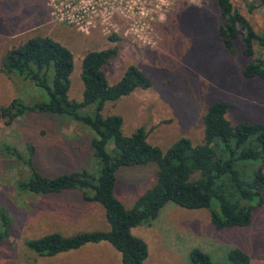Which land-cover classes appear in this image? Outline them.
I'll list each match as a JSON object with an SVG mask.
<instances>
[{
  "label": "rangeland",
  "instance_id": "1",
  "mask_svg": "<svg viewBox=\"0 0 264 264\" xmlns=\"http://www.w3.org/2000/svg\"><path fill=\"white\" fill-rule=\"evenodd\" d=\"M142 1L144 14L140 18V9L130 0L132 8L112 6L105 14L93 9L90 0H0V107L14 99L25 104L47 100L45 92L29 81L2 73L1 62L11 48L48 36L72 54L70 100H82V61L87 52L118 50L102 68L109 85L116 84L130 66L150 80L149 89L106 102L101 115L121 117L124 136L143 128L148 143L162 152L180 138L201 143L203 118L208 107L217 102L230 105L226 116L233 125L244 121L264 124V82L242 74L249 60L243 54L241 35L234 42V53L224 48L216 0H184L190 6L177 4L183 0H159L157 23L146 18L150 8L145 6L150 0ZM231 2L256 32L264 29V0ZM171 8H175L172 13ZM167 11L171 15L167 16ZM113 35L120 40L110 41ZM260 53L256 48V55ZM94 112L92 105L79 110L82 116ZM93 136L67 116L29 112L11 125L0 121V205L12 219L9 237L0 243V264H121L120 254L106 243L53 257L29 250V241L52 233L68 237L106 231L104 210L98 203L84 201L79 191L48 196L21 191L18 184L27 179L28 169L3 151L9 146L26 159V146H33L34 165L45 177L86 170L96 178L100 166L90 147ZM107 149L110 151L112 144ZM156 173L155 164L117 171L114 193L124 208L130 209L154 185ZM213 211H217L214 203L199 210L167 203L150 226L133 228L131 234L147 244L145 264H191L192 249L204 252L216 264H226L233 249L244 251L250 264H264V194L247 227L216 231L211 224Z\"/></svg>",
  "mask_w": 264,
  "mask_h": 264
},
{
  "label": "trees",
  "instance_id": "2",
  "mask_svg": "<svg viewBox=\"0 0 264 264\" xmlns=\"http://www.w3.org/2000/svg\"><path fill=\"white\" fill-rule=\"evenodd\" d=\"M181 3L190 6L184 0L177 4ZM216 5L224 48L234 53V42L241 35L243 54L249 60L242 74L264 82V29L256 32L231 0H216ZM253 8V5L248 7ZM174 9H170L171 13ZM109 40L118 42L120 38L113 35ZM256 48L262 53L256 55ZM117 53L112 48L85 54L80 102L68 98L72 54L52 38L28 39L8 50L2 59V73L7 77L16 74L29 81L45 92L47 100L25 104L14 99L0 107V121L11 125L29 112L67 116L93 133L90 147L100 166L96 178L86 170L49 178L36 169L33 146H26V159L15 149L4 146L5 155L22 161L28 169L27 179L18 188L41 196L79 191L84 201L101 205L109 226L107 231L81 232L68 237L52 233L29 241L27 248L39 256L53 257L87 245L106 243L120 254L122 264H145L147 244L133 236L131 229L150 226L167 203L187 210L207 209L214 203L217 211L211 213V224L216 231L249 226L254 210L263 203L264 124L244 121L233 125L226 116L230 105L217 102L208 107L203 118V139L199 144L180 138L162 152L148 143L143 128L124 136L121 117H103L101 111L106 102H115L137 89L147 90L151 82L138 68L130 66L116 84L109 85L102 68ZM91 105L95 107L93 116L79 114V110ZM109 144H112L110 151ZM148 164L157 166L154 185L130 209L124 208L114 193L117 171ZM11 225L9 212L0 205V243L8 239ZM189 258L191 264H216L198 249H192ZM226 264H250V259L244 251L233 249Z\"/></svg>",
  "mask_w": 264,
  "mask_h": 264
},
{
  "label": "built area",
  "instance_id": "3",
  "mask_svg": "<svg viewBox=\"0 0 264 264\" xmlns=\"http://www.w3.org/2000/svg\"><path fill=\"white\" fill-rule=\"evenodd\" d=\"M160 1H161V3L165 2V1H162V0H160ZM130 2L132 3L133 7L137 8V9H140V12L138 13V16L140 18H142V15L144 14L142 9L144 7L143 6L141 7V5H142V3H144V1H142V0H130ZM157 2H159V0H150L148 3H146L147 6H145V8H147L148 6L150 8V12L147 13V17L146 18H149V20L151 22L156 21V23L160 21V17L156 15V10H155V8H158ZM128 3H129V0H90V4L89 5L93 9L94 8H97V10L98 9H102V14H105L107 9L112 7V6H119V8L120 7H124V8L130 7L128 5ZM130 8H132V7H130ZM98 12H99L100 16L103 17V15L101 14V10H99ZM116 13H117V11H116ZM120 14H123V12H121Z\"/></svg>",
  "mask_w": 264,
  "mask_h": 264
},
{
  "label": "crops",
  "instance_id": "4",
  "mask_svg": "<svg viewBox=\"0 0 264 264\" xmlns=\"http://www.w3.org/2000/svg\"><path fill=\"white\" fill-rule=\"evenodd\" d=\"M159 216H160V212H159V215H158L157 218H159ZM155 220H156V219H155ZM157 220H158V219H157ZM106 223H107V222H106ZM107 226H108V224H107ZM108 229H109V226H108ZM108 229H107V230H108ZM107 230H106V231H107ZM131 230H132V229H131ZM99 244H100V243H99ZM94 245H95V244H94ZM108 245H109V244H108ZM174 253L177 255V252H176V251H174ZM175 254H174V255H175ZM176 255H175V257H176ZM120 257H121V256H120ZM176 258H177V257H176ZM121 264H122V262H121Z\"/></svg>",
  "mask_w": 264,
  "mask_h": 264
}]
</instances>
